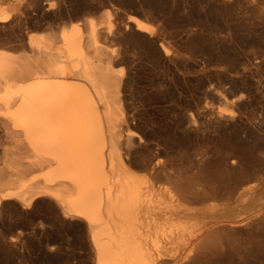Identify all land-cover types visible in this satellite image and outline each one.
I'll use <instances>...</instances> for the list:
<instances>
[{"label": "bare ground", "instance_id": "1", "mask_svg": "<svg viewBox=\"0 0 264 264\" xmlns=\"http://www.w3.org/2000/svg\"><path fill=\"white\" fill-rule=\"evenodd\" d=\"M10 1L16 9V0H0V23L16 21L3 8ZM109 18L31 34L34 56L0 48V219L7 205L25 209L50 197L65 217L86 223L93 264H193L221 253L231 226L264 213L224 218L225 205L247 206L254 193L249 167L227 150L222 181L204 162L181 171L163 153L141 157L124 71L103 43ZM128 23L150 32L146 20L128 16Z\"/></svg>", "mask_w": 264, "mask_h": 264}, {"label": "rangeland", "instance_id": "2", "mask_svg": "<svg viewBox=\"0 0 264 264\" xmlns=\"http://www.w3.org/2000/svg\"><path fill=\"white\" fill-rule=\"evenodd\" d=\"M16 21L0 23V48L34 56L31 34H58L73 23L100 22L103 43L125 75L129 124L141 157L160 152L181 171L229 178L227 150L240 153L255 190L247 206L225 205L224 218L264 210V0H16ZM2 6V4H0ZM128 16L151 24L140 34ZM14 19V20H15ZM163 46L169 49L165 53ZM232 143L227 149L224 144ZM212 150L206 157V151ZM204 160V161H203ZM233 228L218 254L193 264H264V213ZM172 251L166 250L171 262ZM0 264H93L86 223L65 217L50 197L0 219Z\"/></svg>", "mask_w": 264, "mask_h": 264}]
</instances>
